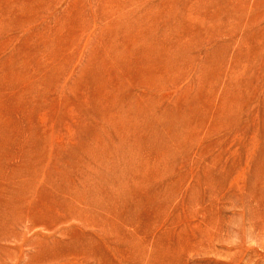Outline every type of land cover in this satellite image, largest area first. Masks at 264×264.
Masks as SVG:
<instances>
[{"label":"rangeland","instance_id":"obj_1","mask_svg":"<svg viewBox=\"0 0 264 264\" xmlns=\"http://www.w3.org/2000/svg\"><path fill=\"white\" fill-rule=\"evenodd\" d=\"M0 264H264V0H0Z\"/></svg>","mask_w":264,"mask_h":264},{"label":"bare ground","instance_id":"obj_2","mask_svg":"<svg viewBox=\"0 0 264 264\" xmlns=\"http://www.w3.org/2000/svg\"><path fill=\"white\" fill-rule=\"evenodd\" d=\"M85 200V199H84ZM90 200V199H89ZM90 204H92V203H90ZM83 213V212H82ZM82 215V214H81Z\"/></svg>","mask_w":264,"mask_h":264}]
</instances>
